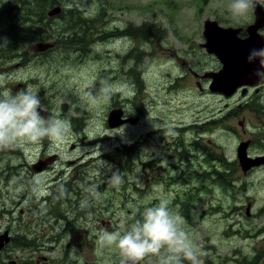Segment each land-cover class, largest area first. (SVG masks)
I'll use <instances>...</instances> for the list:
<instances>
[{"label": "rangeland", "instance_id": "374dc122", "mask_svg": "<svg viewBox=\"0 0 264 264\" xmlns=\"http://www.w3.org/2000/svg\"><path fill=\"white\" fill-rule=\"evenodd\" d=\"M232 3L58 0L56 16L48 15L55 7L40 16L33 3L28 54L6 59L0 51V91L31 86L47 116L68 118L73 134L0 149V236L10 240L0 264H121L116 245H98L100 234H123L161 199L184 218L202 264H264V162L237 165L243 144L246 155L264 154V108L239 112L232 101L202 94L188 72L215 65L201 45L207 20L253 21L252 9L236 16ZM8 5L19 0H0ZM119 29L129 36L113 38ZM72 36L79 43H69ZM101 81L114 87L98 96ZM226 104L236 108L225 120L229 133L211 124L198 150L192 121ZM121 108L140 122L110 126V113ZM212 170L221 175L210 178ZM117 171L122 180L113 184ZM169 255L162 249L141 264H169Z\"/></svg>", "mask_w": 264, "mask_h": 264}, {"label": "clouds", "instance_id": "9594fccd", "mask_svg": "<svg viewBox=\"0 0 264 264\" xmlns=\"http://www.w3.org/2000/svg\"><path fill=\"white\" fill-rule=\"evenodd\" d=\"M256 0H233L230 8L233 15L243 16L255 8ZM7 38L4 44L7 46ZM259 60L264 70V49L253 50L249 60ZM257 75L264 79V71ZM114 86L101 81L97 95L109 92ZM37 91L31 86L17 91H0V149L10 148L26 142L38 143L44 139L64 140L72 136V125L68 118L47 116ZM109 180L119 184L122 178L114 172ZM99 195V193H96ZM126 231H103L98 238V245H116L124 258L121 264H141L149 255H159L164 249L170 255L169 264H202L200 252L184 230V218L174 213L167 199H161L155 206L147 207ZM75 248L72 249V254Z\"/></svg>", "mask_w": 264, "mask_h": 264}, {"label": "water", "instance_id": "95a60500", "mask_svg": "<svg viewBox=\"0 0 264 264\" xmlns=\"http://www.w3.org/2000/svg\"><path fill=\"white\" fill-rule=\"evenodd\" d=\"M256 16V21L248 27L249 38L245 40L238 39V31L232 27H223L215 20H207L204 23V37L206 39L202 46L209 54H214L223 64V69L217 73L210 74L213 79L212 90L224 92L232 95L237 88L243 85L244 81L251 76H255L261 69L259 60H249L253 50L264 49V36L259 34V30L264 27V8L256 1L255 8L252 9ZM62 12L61 7H55L48 12L49 16H56ZM51 45H38L37 50L44 51ZM236 63V64H235ZM209 75V77H211ZM47 116V112H42ZM123 110H113L109 116V124L127 122L131 120H121ZM247 145L243 144L239 149V160L243 169H248L253 165L264 162V157L255 162L247 163L245 158ZM41 165V164H40ZM41 165L40 169H43ZM8 232L0 236V251L9 243Z\"/></svg>", "mask_w": 264, "mask_h": 264}, {"label": "flooded vegetation", "instance_id": "af4514ba", "mask_svg": "<svg viewBox=\"0 0 264 264\" xmlns=\"http://www.w3.org/2000/svg\"><path fill=\"white\" fill-rule=\"evenodd\" d=\"M261 5L264 8V1H263V4L261 3ZM252 20L253 21L247 25H238V26L228 25L226 27H232L235 30H239L238 31V39L239 40H245V39L249 38L248 27L252 26L256 21V16L254 14H253ZM258 32L261 36H264V27L261 28ZM128 33L130 34L129 29H125V30L119 29L118 31H114L112 36L113 37H126V36H129ZM204 50L209 55L211 61L215 63V65L211 69H207V71H204L201 73L197 70H194V69H190V68L188 69V72L190 74H192L194 79L196 80L198 90L202 94H205L206 96H210V97L217 96L218 98L224 99L228 102L232 101V103L235 104L236 108L239 109V112L252 110L255 113H257V111L260 108H264L263 103L261 104V107L260 106L257 107V104L262 102V99L259 97V94L264 93V79L260 78L257 74L253 77L251 76L250 78H247V80L244 81L243 85H241L239 88H237L232 95H227L226 93H224V92L222 93L220 91H213L211 88L212 83H213V79H212V76L210 74H212V73L215 74V73L219 72L221 69H223V64L218 59V57L216 55L209 54L206 51V49H204ZM2 51H3V49H2ZM183 64L186 65L185 62ZM209 75L211 77H209ZM235 100L237 102H235ZM236 108L234 107V108L230 109V104H226L225 108L220 109L217 113H214L213 110H211V113L209 115L205 116V118L198 117L196 119V121H194V123L192 121L191 129L197 134V138L195 139V144H196V148L198 147V150H199V145H201V147L203 149L205 148L204 147V144H205L204 143V134L209 132L208 130L212 129V127H210L211 124L220 123L221 128L224 129L226 131V133H229L230 128L226 125L225 120L230 119V117H229L230 111L235 110ZM115 109H117V108H115ZM121 109H123V108H121ZM238 113L231 116V118L232 119L238 118ZM222 114H225V116L217 118V116H221ZM122 118H121V120L131 119V121H129V123H135L134 125L138 124L140 122V119H141V117L139 115H136V116L127 115V111L125 109H123ZM200 119H202V120H200ZM238 122H240V121L237 120V123ZM197 128H200V130H197ZM247 156L255 158V160L256 159L259 160L260 158L264 157V154H262L260 156L253 157V155L249 154V152L247 151ZM237 157L239 158V156H237ZM256 157H258V158H256ZM237 160H238L237 165L241 167L240 160L239 159H237ZM239 163H240V165H239ZM227 166H229V165H227ZM220 175H221V173L216 171V170H212L209 173L210 178H211V176L212 177H219ZM222 176H224V178H226L224 174H222ZM248 206L250 207L251 205L249 204ZM246 214H247V209H246ZM54 240L56 243L59 239H54ZM55 243L52 245L54 246ZM36 263H38V262H35L34 264H36ZM16 264H19V263H16Z\"/></svg>", "mask_w": 264, "mask_h": 264}, {"label": "trees", "instance_id": "16d2710c", "mask_svg": "<svg viewBox=\"0 0 264 264\" xmlns=\"http://www.w3.org/2000/svg\"><path fill=\"white\" fill-rule=\"evenodd\" d=\"M33 3H35L36 13L41 16L46 10L57 6L58 0H19V5L17 7L9 5L0 7V45L4 44V38H7L8 41L6 47L0 46V51L3 49L6 59L17 58L20 54L21 59H23V57L28 54L25 51V46L32 39V28L29 22L34 17V8H30ZM18 8H20V10ZM74 16L75 14L71 13L68 19H73ZM81 19V17H76V19L72 21V23H75L74 26H76ZM72 42L79 43L78 39L73 36L69 40V43ZM20 242L21 241H19L18 244Z\"/></svg>", "mask_w": 264, "mask_h": 264}, {"label": "bare ground", "instance_id": "6f19581e", "mask_svg": "<svg viewBox=\"0 0 264 264\" xmlns=\"http://www.w3.org/2000/svg\"><path fill=\"white\" fill-rule=\"evenodd\" d=\"M51 8V7H50ZM45 13V12H44ZM57 18V17H56ZM63 24V23H62ZM80 33V32H79ZM114 38V37H113ZM73 43V42H72ZM19 54V53H18ZM13 58V57H12ZM19 60V59H18ZM31 60V59H30Z\"/></svg>", "mask_w": 264, "mask_h": 264}]
</instances>
